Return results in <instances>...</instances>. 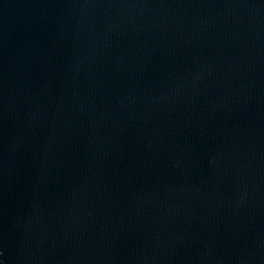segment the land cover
Wrapping results in <instances>:
<instances>
[{
	"label": "water",
	"instance_id": "95a60500",
	"mask_svg": "<svg viewBox=\"0 0 264 264\" xmlns=\"http://www.w3.org/2000/svg\"><path fill=\"white\" fill-rule=\"evenodd\" d=\"M117 20L264 71V0H21Z\"/></svg>",
	"mask_w": 264,
	"mask_h": 264
}]
</instances>
